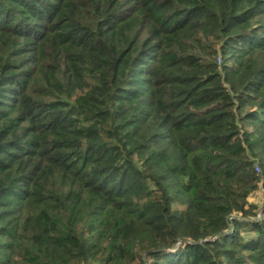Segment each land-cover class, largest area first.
I'll return each mask as SVG.
<instances>
[{"label": "trees", "instance_id": "16d2710c", "mask_svg": "<svg viewBox=\"0 0 264 264\" xmlns=\"http://www.w3.org/2000/svg\"><path fill=\"white\" fill-rule=\"evenodd\" d=\"M261 199L264 0H0V264H264Z\"/></svg>", "mask_w": 264, "mask_h": 264}, {"label": "rangeland", "instance_id": "374dc122", "mask_svg": "<svg viewBox=\"0 0 264 264\" xmlns=\"http://www.w3.org/2000/svg\"><path fill=\"white\" fill-rule=\"evenodd\" d=\"M260 198H262V193L259 192ZM261 202H264V199H261ZM260 217V214L258 215Z\"/></svg>", "mask_w": 264, "mask_h": 264}, {"label": "built area", "instance_id": "2783aa9c", "mask_svg": "<svg viewBox=\"0 0 264 264\" xmlns=\"http://www.w3.org/2000/svg\"><path fill=\"white\" fill-rule=\"evenodd\" d=\"M256 170H257V171H260V169H259V167H258V166H256Z\"/></svg>", "mask_w": 264, "mask_h": 264}]
</instances>
